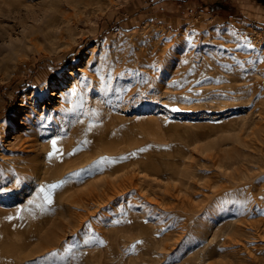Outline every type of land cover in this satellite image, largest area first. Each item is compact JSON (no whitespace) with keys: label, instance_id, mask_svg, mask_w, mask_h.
I'll return each mask as SVG.
<instances>
[{"label":"rangeland","instance_id":"rangeland-1","mask_svg":"<svg viewBox=\"0 0 264 264\" xmlns=\"http://www.w3.org/2000/svg\"><path fill=\"white\" fill-rule=\"evenodd\" d=\"M262 1L10 0L0 264H264ZM39 162L75 190L124 181L89 213L59 208ZM70 216L86 222L50 241Z\"/></svg>","mask_w":264,"mask_h":264},{"label":"bare ground","instance_id":"bare-ground-1","mask_svg":"<svg viewBox=\"0 0 264 264\" xmlns=\"http://www.w3.org/2000/svg\"><path fill=\"white\" fill-rule=\"evenodd\" d=\"M43 3V2H42ZM42 3H40V4H42ZM17 6V7H16ZM40 6V5H39ZM43 6V5H42ZM21 10V8L19 7V5L17 4V3H11L10 2V0H0V13L1 14H5L6 16H12L13 14H15V13H17V12H19ZM14 16V15H13ZM53 94V93H52ZM53 95H55V93L53 94ZM14 129H16V127L14 128ZM51 144V143H50ZM88 144V143H87ZM86 144V145H87ZM53 145V144H52ZM50 146V145H49ZM60 149V147H58L57 146V149ZM63 148V147H62ZM43 149V148H42ZM50 149V148H49ZM56 149V150H57ZM49 152H50V150H49ZM53 152H55V151H53ZM53 152H51V154L53 153ZM43 153V152H42ZM61 153V152H60ZM59 153V154H60ZM63 153V152H62ZM44 154V153H43ZM49 155V154H48ZM85 155H88V153L87 154H85ZM42 157V156H41ZM81 157V156H80ZM83 157H84V155H83ZM80 158L77 162H73V164H71V165H69L68 166V163H67V165H65V168H66V166L67 167H69V168H75V167H78L79 166V164L80 163H82L83 161L84 162H87V161H89V156H87V157H84V158ZM229 157V156H228ZM74 159V158H73ZM78 159V158H77ZM76 159V160H77ZM40 161V160H39ZM61 161V160H60ZM63 161V160H62ZM61 161V162H62ZM42 162V161H41ZM70 162V161H69ZM45 163V162H44ZM89 163V162H88ZM61 165V166H60ZM58 164V165H56V168L54 169V170H52V171H48V176L46 177L47 179H45L43 176L47 173V172H44V164L42 163H38V164H36L35 166V168L33 169L32 168V172H33V175H34V177L35 178H39V179H41L42 180V182H43V185H41L42 186V188L45 190V193H46V189L48 188H50V190H52V193L54 194V195H58V201H56V203L58 202V207L59 208H64V207H66L67 206V208H68V206H74V207H76V206H79L78 208H82L83 210H87L86 212H88L89 213V200H94V201H96V202H99V201H104V199L105 198H108V197H110L111 195H113V194H115V193H119V190H121V188H122V184H121V182H120V180L122 179V177L124 178V176H122V175H118V176H115V178H113L111 181H110V179L109 180H107L106 178L104 179V180H100V181H97V182H94V183H91V185H90V187H89V184H86V185H88V186H86V187H84V188H82V189H80L81 188V186L82 185H79L80 187L78 188V190H75V187H77L76 185H78L79 184V182H81L80 180H75L71 185H68V186H66V185H64V184H62V181H60V179H59V177H62V174L64 173V174H66L65 173V171H66V169H65V171H61V169L60 168H62V164ZM82 165H80L79 167H81ZM88 167V166H87ZM68 168V169H69ZM83 168V167H82ZM72 170V169H71ZM86 170V169H85ZM70 171V170H69ZM68 171V172H69ZM83 170L81 169V168H78L77 169V172H78V174L79 173H81ZM112 171H114L113 173L115 174V173H117V172H120L121 170H120V168L119 167H116V168H114ZM130 172V171H129ZM128 173V172H127ZM63 174V175H64ZM123 174V173H122ZM131 174H133L132 172H131ZM47 175V174H46ZM125 175V174H124ZM128 175V174H127ZM134 175V174H133ZM137 175V174H136ZM126 176V175H125ZM129 176H130V174H129ZM130 178V177H129ZM128 178V179H129ZM136 178V177H135ZM51 179H55L53 182V184L52 183H49L50 182V180ZM57 179H59V180H57ZM65 179V178H64ZM89 179V178H88ZM136 179H138V177L136 178ZM34 180V179H33ZM123 180V179H122ZM32 181V180H31ZM46 181V182H45ZM124 181V180H123ZM129 181V180H128ZM130 181H132V180H130ZM29 182V181H28ZM51 182H52V180H51ZM88 182V181H87ZM132 182H134V177H133V181ZM132 182H130L131 184H133ZM127 183V182H126ZM53 185H56V187L55 188H53L52 186ZM63 185V186H62ZM83 187V186H82ZM124 187H125V185H124ZM123 187V188H124ZM41 188V189H42ZM169 188V187H168ZM167 189V188H166ZM40 190V189H39ZM128 190V189H127ZM166 191V190H165ZM164 191V192H165ZM168 191L169 190H167V193H168ZM124 193V192H123ZM122 193V194H123ZM126 193V192H125ZM166 194V193H165ZM169 194V193H168ZM46 196V194L44 195V197ZM117 196V195H116ZM119 196V195H118ZM52 197H53V195H52ZM179 198H181L180 197V195L178 196ZM177 197V198H178ZM183 197V196H182ZM110 198H113V197H110ZM110 198H108V199H110ZM40 199H42V198H40ZM53 199V198H52ZM116 199V198H115ZM47 200V199H46ZM49 200V199H48ZM51 201H53V200H51ZM90 201V202H91ZM114 201V200H113ZM49 203V202H48ZM93 203V202H92ZM103 203V202H102ZM101 204V203H100ZM53 205V204H52ZM59 208H58V210H59ZM66 209V208H65ZM72 209V208H71ZM70 209V210H71ZM82 211V210H81ZM60 213V212H59ZM70 215V214H69ZM68 215V216H69ZM77 215V214H76ZM76 217V216H75ZM81 217V216H80ZM84 217V216H83ZM40 219V221H39V228L40 229H43L45 226H46V224L48 223V220H47V216H46V214L43 212L41 215H40V217H39ZM53 218V217H52ZM77 218V217H76ZM87 218V217H86ZM64 220H66V222H64L63 220H62V218H59V220L57 221V219L56 220H54L53 221V223H52V221L50 222V223H52L50 226H52L53 227V229L52 228H50V230H48V228H47V230L48 231H51L52 232V234H53V232L55 233V232H58L59 230L58 229H60L62 232H64V231H66V229L67 228H69L70 230H73V229H75L76 228V226H82L83 227V223L84 222H86V221H84L83 220V218L82 219H74V216H70L69 218H66L65 219V217L63 218ZM20 221V223H22V219H19ZM86 220V219H85ZM81 226H80V228L79 229H81ZM55 228L57 229V230H55ZM55 230V231H54ZM61 231H59L60 233H61ZM51 232H49V233H51ZM74 232V231H73ZM76 232H78V231H76ZM19 234V233H18ZM58 234V233H57ZM51 235V234H50ZM50 235H49V237H50ZM56 235V234H55ZM54 234H53V236L51 235V237L49 238V239H51L50 241H52L55 237ZM60 236V235H59ZM59 236H57V237H59ZM52 237H54V238H52ZM56 237V238H57ZM49 239H48V241H49ZM49 243V242H48ZM43 245L45 244V243H42ZM41 246V248H39V246H38V249L37 250H40V249H42V248H44L45 246ZM47 246H48V244H47ZM50 247V246H49ZM48 247V248H49ZM17 255H19V254H14V256H17ZM13 258V257H12ZM98 258H99V256H98Z\"/></svg>","mask_w":264,"mask_h":264},{"label":"snow or ice","instance_id":"snow-or-ice-1","mask_svg":"<svg viewBox=\"0 0 264 264\" xmlns=\"http://www.w3.org/2000/svg\"><path fill=\"white\" fill-rule=\"evenodd\" d=\"M52 143H53V147L55 148L56 141H53ZM57 151H58V150H57ZM52 187H53V188H55V187H56V185H53ZM48 202H49V203H51V199H49V201H48Z\"/></svg>","mask_w":264,"mask_h":264},{"label":"trees","instance_id":"trees-1","mask_svg":"<svg viewBox=\"0 0 264 264\" xmlns=\"http://www.w3.org/2000/svg\"><path fill=\"white\" fill-rule=\"evenodd\" d=\"M262 2L264 3V1H262ZM72 58H73V56L70 57V59H72Z\"/></svg>","mask_w":264,"mask_h":264}]
</instances>
